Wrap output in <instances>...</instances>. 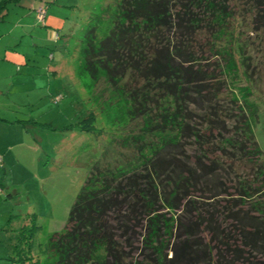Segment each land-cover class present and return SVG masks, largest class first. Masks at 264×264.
Instances as JSON below:
<instances>
[{"label": "trees", "instance_id": "16d2710c", "mask_svg": "<svg viewBox=\"0 0 264 264\" xmlns=\"http://www.w3.org/2000/svg\"><path fill=\"white\" fill-rule=\"evenodd\" d=\"M17 1L0 0V17ZM236 18L263 32L264 0H113L88 15L78 74L129 127L38 264H264L260 85Z\"/></svg>", "mask_w": 264, "mask_h": 264}, {"label": "rangeland", "instance_id": "374dc122", "mask_svg": "<svg viewBox=\"0 0 264 264\" xmlns=\"http://www.w3.org/2000/svg\"><path fill=\"white\" fill-rule=\"evenodd\" d=\"M112 1L18 0L0 17V264H38L92 165L113 160L112 134L129 127L112 122L110 96L96 98L99 82L77 70L86 18ZM242 22L232 27L256 50L247 68L259 79L253 134L264 153V31Z\"/></svg>", "mask_w": 264, "mask_h": 264}, {"label": "crops", "instance_id": "0c3cea01", "mask_svg": "<svg viewBox=\"0 0 264 264\" xmlns=\"http://www.w3.org/2000/svg\"><path fill=\"white\" fill-rule=\"evenodd\" d=\"M38 6H39V5H38ZM36 8H37V7H36ZM6 12H7V11H5L4 14H5ZM4 14H3L2 16H4ZM6 50H8V49H6ZM10 50L12 51L11 54H13V58L21 57V59H19V60H22V59H23V58H22L23 55L18 54L17 52L14 51V49H10ZM10 50H9V51H10ZM7 53H8V52H7ZM47 56H48V55H47ZM23 57H24V56H23ZM49 57H50V56H49ZM63 57H64V56H63ZM63 60H64V59L61 58L59 61H57V62L59 63V65H61V62H62ZM58 63H57V64H58ZM55 66H57V65H55ZM55 66H54V69L57 71V73H59V72H60V68H57V69H56ZM46 68L49 69V68H51V67H49V64L46 63Z\"/></svg>", "mask_w": 264, "mask_h": 264}, {"label": "built area", "instance_id": "2783aa9c", "mask_svg": "<svg viewBox=\"0 0 264 264\" xmlns=\"http://www.w3.org/2000/svg\"><path fill=\"white\" fill-rule=\"evenodd\" d=\"M37 9H40V11H41V14H42V12H43V6L42 5H39V6H37ZM40 20H42V18H40V17H38Z\"/></svg>", "mask_w": 264, "mask_h": 264}]
</instances>
